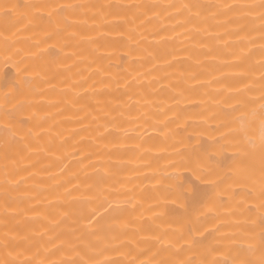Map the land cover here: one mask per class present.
Returning a JSON list of instances; mask_svg holds the SVG:
<instances>
[{"label": "bare ground", "instance_id": "bare-ground-1", "mask_svg": "<svg viewBox=\"0 0 264 264\" xmlns=\"http://www.w3.org/2000/svg\"><path fill=\"white\" fill-rule=\"evenodd\" d=\"M259 115L264 0H0V264H264Z\"/></svg>", "mask_w": 264, "mask_h": 264}, {"label": "clouds", "instance_id": "clouds-1", "mask_svg": "<svg viewBox=\"0 0 264 264\" xmlns=\"http://www.w3.org/2000/svg\"><path fill=\"white\" fill-rule=\"evenodd\" d=\"M257 115H253L251 120H256ZM258 129H254L250 125L245 126V131L247 132L248 136H250L249 146L250 147H257V146H264V115H259L258 118ZM255 132L254 135L251 133Z\"/></svg>", "mask_w": 264, "mask_h": 264}]
</instances>
